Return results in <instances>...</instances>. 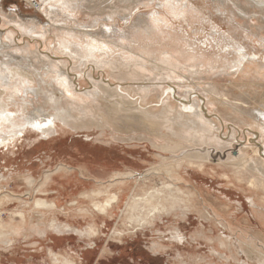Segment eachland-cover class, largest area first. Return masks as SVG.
Returning a JSON list of instances; mask_svg holds the SVG:
<instances>
[{
  "label": "rangeland",
  "instance_id": "374dc122",
  "mask_svg": "<svg viewBox=\"0 0 264 264\" xmlns=\"http://www.w3.org/2000/svg\"><path fill=\"white\" fill-rule=\"evenodd\" d=\"M34 1L0 0V29L5 34L12 33L17 43L20 42V49L25 50L29 45L30 51L45 52L55 58L61 56L55 51L59 33L53 29L55 26L63 25L65 30L70 31L67 38L81 42H86L82 31H87L95 40L109 44L113 50L119 44L128 45L135 35L127 33L138 19L144 20L142 27L146 23L153 24L154 21H146L150 12V8H145L146 3L155 9L159 4L158 0H147L133 5V11H122L123 5L121 7L115 0H77L70 11L62 14L55 12L49 17L43 11L46 5L38 9ZM195 1L187 0L190 12L185 15L188 21L178 20L173 12L163 16L192 45L190 48L201 49L207 54L223 53L226 49L220 47L235 41L245 50L249 49L246 52L257 49V57L264 56L261 48L259 50L256 44L246 39L243 30L247 28L264 38V22L257 20V14L250 13L242 20L243 15L232 3L226 4L225 9H218L210 0ZM11 20L43 31L45 39L31 41L30 36ZM130 21L133 23L131 26ZM260 27L263 31L259 33L257 29ZM3 41L7 42L6 39ZM19 55L9 50L3 58L18 63ZM23 55V65L32 73H39V85L46 92L34 106L45 111L59 107L76 118L70 127L58 130L48 139H41L39 133L27 131L11 144L0 145V221L6 226L14 225L18 231L15 234L20 235L19 238L15 235V241L8 246L0 245V264H204L205 259L213 260L211 264H235L236 252L244 248L250 252H243V260L254 249L264 258V210H259L261 204L258 205L262 203L264 206V174L226 165L227 155L237 153L242 148L239 143L245 144L244 138L254 140L253 136L245 132L237 137L239 143L234 142L220 150L222 154L213 152L212 165L218 164L219 168L196 169L191 166L190 159L184 158L185 151L174 154L163 149L165 139L145 134L138 126L97 129L101 116L98 99L74 98L70 94L64 96L56 83L63 67L32 58L28 52ZM86 70L80 73L81 70L74 71L71 66L68 69L77 77H69L76 83L75 89L82 90V93L90 92L95 84L87 78L92 70ZM93 72L96 77L116 84L105 70ZM181 76L179 71H175L176 80ZM186 80H190L189 77L183 82L186 83ZM189 82L195 85L191 93L205 100L208 95L202 91L203 83L216 85L224 93L232 91V88H227L229 82L238 87L232 93L233 102L240 105L238 112L230 109L224 112L232 121L225 125H231L238 131L241 129L238 126L248 125L257 119L258 113L264 112V70L257 75L206 77ZM172 86L176 89L174 95L177 98L187 100V87ZM49 97L54 98V103L47 100ZM190 100L197 99L192 97ZM198 104L201 105L200 102ZM202 106L206 107L208 116L221 120L220 115L213 112L214 108L220 111V107ZM223 132V136L227 137L228 130ZM195 150L206 152V145ZM246 155L252 156V153L248 151ZM174 157L183 163L173 175L175 184L193 191L194 203L187 204L181 200L180 194L173 197L164 191L153 200L163 209L145 216L148 207L136 210L134 206L139 198L149 197L150 193L155 195V190H161L163 184L168 183L169 180L156 171L173 165L175 160L170 159ZM193 162L196 164V161ZM252 162L256 170L264 168L257 158ZM29 181L33 183L29 184ZM250 182L254 186H250ZM114 195L122 200L119 207L108 209L103 215L94 212V204L100 205ZM169 196H172L171 200H168ZM33 199L48 200L50 205L55 204V208L49 211L36 209L31 204ZM21 212L25 218L22 222ZM50 221L61 229L56 231L51 228ZM2 233L6 236L11 231ZM176 236L182 239L175 240ZM219 238L225 244L223 247ZM49 250L56 254L57 261ZM216 253H220L219 259Z\"/></svg>",
  "mask_w": 264,
  "mask_h": 264
},
{
  "label": "bare ground",
  "instance_id": "6f19581e",
  "mask_svg": "<svg viewBox=\"0 0 264 264\" xmlns=\"http://www.w3.org/2000/svg\"><path fill=\"white\" fill-rule=\"evenodd\" d=\"M115 1L119 3L121 7L123 5L122 11H130L133 9V5L137 6L141 2L144 3V1L147 0ZM158 1L159 4L156 9L154 6L148 7L149 3H146L145 7L150 8L149 16L146 18V21L151 20L154 21V23H146L142 27L141 25L144 20H134L136 22L134 25H132L133 23L130 21L131 24H129L132 26H129L130 30L128 29L129 32L127 35L135 36L130 40L128 45L119 44L114 47L113 50L110 49L109 44H103L95 40L93 35L87 31H82V35L86 37V42H81L72 37V39L67 38L66 36L67 34L69 35L70 31L65 30L63 25L60 24L55 27L52 25V27H54L53 29L59 32L56 36L58 39L55 51L61 56L55 58L45 52H32L30 51L29 45H26L25 50L20 49L18 44L20 42L17 43L14 35L10 32L5 34L0 29V115L11 113V115L5 116L3 121H0V145L11 144L12 141L21 137L27 131H32L36 134L39 133L41 139H48L50 136L57 134L58 130L70 127L72 121L76 118L72 117L65 109L59 107H55L51 111H45L43 108L34 106L35 103L38 104V99L43 97L46 92L42 90L39 85L41 83L38 78L39 73H32L28 67L23 65L25 62V60H23V53L28 52L32 54V58H38L40 61H46L51 65L63 67L60 76L56 79V83L57 86L63 90L64 93L62 94L64 96L70 94L74 98L94 97L98 99V104H100L99 107L101 108V116L96 125L97 129L105 130L107 126H116V128L119 127L122 129L138 126L145 134L147 133L158 139L161 138V140L165 139V143L162 145L163 149H168L174 154L181 150L185 151L187 154L184 158L190 159L192 161L191 166L200 170L203 168H212V170L217 167L219 168V166H217L218 164L212 165L213 152L215 154H220V150H223L225 146L229 147L233 145L234 142L239 143L240 141L238 142L237 137L243 136V133L246 132L247 135L253 136L254 140L244 138L245 144L243 142L239 143L242 148L239 149L237 153H229L227 155L226 165L230 167L239 166L251 169L254 173L264 174V168L256 170L257 168L254 166V162H252L254 158H257L259 160L258 163L264 167V112L261 111L258 113L257 121H252L246 126H238L241 128L240 131H238V129L231 125H225L226 122L232 121L228 118V115L224 113L227 109L238 112L240 105H238L237 102H233L232 99V93L235 92L238 87L229 82L227 88H232V91L228 90L224 93L220 92L216 85L203 83L204 88L202 91H204L206 96L208 95V98L205 100V98H200L197 94L191 93L195 85L189 82L193 79L200 80L206 77H230L239 74L245 76L249 73L257 75L264 70V56L260 55L262 52L259 54L260 57L258 58L256 54L257 49H253L254 52L248 53L245 47L242 48L241 45L235 41L229 45L220 47L221 49H226L223 53L207 54L201 49L190 48L192 45L185 40L186 38H184L183 35L178 34L181 32L174 28L168 19L163 17L165 13L169 16L168 13L173 12L177 15L178 20L182 19L188 21L189 19L186 18V13L190 11L188 10L189 5L187 0ZM210 1L218 6V9L222 7L225 9L226 4L232 3L234 8L238 9L240 14L243 15L241 18L242 20H245V16H248L250 13H254L258 15L257 20L264 22V0ZM76 2L77 0H35L34 4L38 9L46 5L43 11L46 13L45 15L52 17L55 12L56 14L58 12L62 14L66 13V11H70L74 8H72V6H74ZM111 15H114V13H111ZM224 15L227 14L225 13ZM251 21H253V19H251ZM11 22L16 24L21 31L30 36L31 41L44 38V32L32 25L26 26L13 20H11ZM243 24L244 23H242V25ZM243 30L246 32V39L252 44H256L259 50L261 48L264 52V38L261 37L260 34H255L247 30V28ZM257 30L260 33L263 31V28L260 27ZM16 34L18 33L16 32ZM31 35L35 36L31 37ZM124 36L125 35H123L122 38ZM3 39H6L7 42H4ZM9 50L15 52L17 55L20 54L19 57H17L19 58L18 63L16 60L13 62L9 58H3V56L8 54ZM49 51L51 50L49 49ZM28 59L29 57L27 56V60ZM70 66L74 71L81 70L79 71L80 73L82 71H87L86 69L92 70V72L87 75V78L95 83L90 92L85 93L87 91H83L84 93H82V90L78 91L75 89L76 83L69 78L73 76L68 72ZM98 70H105L109 73V77L113 81H116V84H111L107 80L96 77L97 75H95L93 71ZM175 71L180 72L182 76L179 79L181 80H176L174 78ZM99 73L102 74L101 71H99ZM73 77L77 78L76 76ZM186 77H189L190 80H186L187 82L184 83L183 80H185ZM82 78L84 77L82 76ZM171 83L189 89L185 94L187 100L179 99L174 95L176 89ZM192 97H195L197 100L191 101L190 99ZM47 100L54 103L53 97H49ZM199 102L201 105L198 104ZM204 104L210 108H213V105L221 108L220 111L214 108L213 112L220 115L223 124L219 118L206 114V107L202 106ZM223 109L225 110L223 111ZM209 110L212 111V109ZM211 117L213 118L211 119ZM36 124L40 126L35 127ZM226 129L228 130V138L223 136V131H226ZM203 145H206V152L195 150L198 147L201 148ZM248 151L252 153V156L246 155ZM171 160H175L173 165L164 167L162 171H159V169L156 171L157 173L161 172L164 179L169 180L168 183L163 184L164 187L161 190H155V195L150 193L149 197L139 198L134 206L136 210L148 207L145 216H148L150 213L154 215L155 212L158 213L163 209L162 205L153 203V200L164 191L168 192V194L171 193L173 197H175L174 194H180L181 200L187 204L191 205V203H194L192 199L194 192L175 184L176 178H174L173 175H175V171L178 168L183 166V163L176 161V157L171 158L170 161ZM193 161H196V164H194L195 162ZM58 170L59 168L56 169L57 172ZM32 183L33 181H29V184ZM249 184L250 186H254L251 182ZM171 199L172 196H169L168 200ZM1 200L0 196V204ZM120 203L122 204L120 196L114 195L108 201L100 205L94 204L92 208L96 214L103 215L108 209L119 207ZM28 204L27 202V205ZM31 204L32 207L40 210L49 211L55 208V204L52 203L50 205V201L48 200L40 201L33 199ZM254 204L251 203V205ZM258 205L259 210H264L262 203H258ZM20 216L21 222L24 221L25 218L22 212ZM50 222L49 226L51 228L56 231L61 229L58 225L54 224V221ZM6 231H11V233H7L8 236H4L2 232L5 233ZM16 232L18 231L14 225L6 226L0 221V245L6 247L14 242ZM19 237L20 235H16V238ZM181 239V237L176 236L175 240ZM219 240L220 246L223 247L225 244L221 242V238H219ZM247 251L249 250L244 248L236 252L234 263L264 264V258L256 249L251 250L250 256H246L245 260H243L244 258L241 256H243V252ZM49 254L55 256V261H57L56 254L54 255L53 251L49 250ZM216 255L219 259L220 253H216ZM226 261L228 262L229 259H226ZM212 262L214 261L211 259L204 260V264H211Z\"/></svg>",
  "mask_w": 264,
  "mask_h": 264
},
{
  "label": "snow or ice",
  "instance_id": "6c2138e0",
  "mask_svg": "<svg viewBox=\"0 0 264 264\" xmlns=\"http://www.w3.org/2000/svg\"><path fill=\"white\" fill-rule=\"evenodd\" d=\"M11 115V113H5V114H2L0 115V121H3V119L5 118V116H9ZM40 125L39 124H36L35 127H39Z\"/></svg>",
  "mask_w": 264,
  "mask_h": 264
},
{
  "label": "crops",
  "instance_id": "0c3cea01",
  "mask_svg": "<svg viewBox=\"0 0 264 264\" xmlns=\"http://www.w3.org/2000/svg\"><path fill=\"white\" fill-rule=\"evenodd\" d=\"M262 211V210H261Z\"/></svg>",
  "mask_w": 264,
  "mask_h": 264
}]
</instances>
